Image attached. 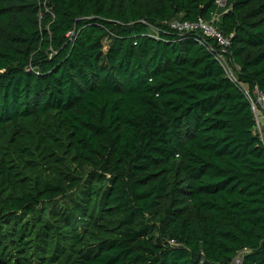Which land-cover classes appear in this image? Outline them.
I'll use <instances>...</instances> for the list:
<instances>
[{"label":"trees","instance_id":"1","mask_svg":"<svg viewBox=\"0 0 264 264\" xmlns=\"http://www.w3.org/2000/svg\"><path fill=\"white\" fill-rule=\"evenodd\" d=\"M257 90L264 0H0V264H264Z\"/></svg>","mask_w":264,"mask_h":264},{"label":"built area","instance_id":"2","mask_svg":"<svg viewBox=\"0 0 264 264\" xmlns=\"http://www.w3.org/2000/svg\"><path fill=\"white\" fill-rule=\"evenodd\" d=\"M218 18L219 17L214 16L210 21L199 18L196 22H173L171 23V27L173 29H177L179 32H202L204 37L214 40L217 49H215V47H212L209 48V50L215 52L216 59L221 63L228 77L232 81L237 82L235 72L231 67L230 62L227 60V54L232 44L231 38L225 36L217 27ZM200 43L202 45L206 44L203 41H200ZM247 94L248 96H250L249 92H247ZM254 95L256 96V102H254L253 98H250L252 102V109L256 116L258 132L260 133L261 137L264 138V122L262 123L261 121V118H263L264 120V94H261L257 90L254 92ZM237 263L240 264V260H238Z\"/></svg>","mask_w":264,"mask_h":264},{"label":"rangeland","instance_id":"3","mask_svg":"<svg viewBox=\"0 0 264 264\" xmlns=\"http://www.w3.org/2000/svg\"><path fill=\"white\" fill-rule=\"evenodd\" d=\"M262 123L264 122L263 118H261Z\"/></svg>","mask_w":264,"mask_h":264}]
</instances>
